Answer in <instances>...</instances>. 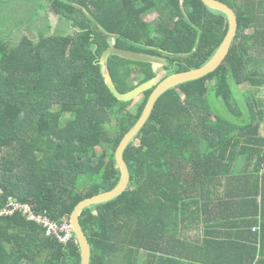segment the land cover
I'll use <instances>...</instances> for the list:
<instances>
[{"label":"trees","instance_id":"obj_1","mask_svg":"<svg viewBox=\"0 0 264 264\" xmlns=\"http://www.w3.org/2000/svg\"><path fill=\"white\" fill-rule=\"evenodd\" d=\"M30 1L48 2L76 31L0 42V209L28 205L61 224L119 185L117 150L154 91L117 100L105 51L164 58L166 78L206 65L229 22L202 0ZM218 1L238 17L229 55L160 97L125 152L129 189L81 216L92 264H264V112L251 98L264 87V0ZM108 66L121 93L159 74L119 56ZM82 261L75 237L64 245L22 213L0 218V264Z\"/></svg>","mask_w":264,"mask_h":264},{"label":"water","instance_id":"obj_2","mask_svg":"<svg viewBox=\"0 0 264 264\" xmlns=\"http://www.w3.org/2000/svg\"><path fill=\"white\" fill-rule=\"evenodd\" d=\"M202 1L208 7V9L214 12L224 14L229 22V32L224 42L222 43L214 57L203 67L186 72L172 74L166 78H164L165 72H163V76H161V74L159 73L156 78L138 86L134 90L127 93H121L116 86V82L108 66L110 58L112 56H119L126 60L153 64L155 66L160 67H164L166 65L165 59L149 54L136 53L129 50L120 49L116 46L111 47L110 49L105 51L102 57L101 65L103 68V74L106 83L115 95V98L117 100L121 102H131L133 100H136L149 90L154 89V91L148 101V104L141 119L139 120L137 125L125 136L117 150L116 162L117 167L121 172V180L119 185L109 192L99 194L95 197H92V199H88L83 203L79 204L75 209L73 215L71 216V225L73 228L74 236L82 249V264H92L93 249L90 240L86 234V231L83 227L81 216L88 209L107 205L115 201L116 199H118V197L123 195L129 189L131 184V174L124 159L125 152L129 148V146L135 141L141 131L145 128L146 124L149 122L160 97L173 88H176L189 82L200 80L208 76L209 74L215 72L224 63L225 59L229 55L232 44L239 30L238 17L228 5L221 1Z\"/></svg>","mask_w":264,"mask_h":264},{"label":"crops","instance_id":"obj_3","mask_svg":"<svg viewBox=\"0 0 264 264\" xmlns=\"http://www.w3.org/2000/svg\"><path fill=\"white\" fill-rule=\"evenodd\" d=\"M0 0V42L39 41L51 35L68 36L74 29L56 16L46 1ZM263 136V135H262ZM264 137V136H263ZM195 234L191 231L190 234Z\"/></svg>","mask_w":264,"mask_h":264},{"label":"built area","instance_id":"obj_4","mask_svg":"<svg viewBox=\"0 0 264 264\" xmlns=\"http://www.w3.org/2000/svg\"><path fill=\"white\" fill-rule=\"evenodd\" d=\"M17 213H22L29 222H35L46 230V234L59 240L60 243L67 245L74 239V232L71 221L64 219L58 224L46 215L37 214L31 206L9 202L4 208L0 209V218L13 217ZM255 231V230H254Z\"/></svg>","mask_w":264,"mask_h":264},{"label":"rangeland","instance_id":"obj_5","mask_svg":"<svg viewBox=\"0 0 264 264\" xmlns=\"http://www.w3.org/2000/svg\"><path fill=\"white\" fill-rule=\"evenodd\" d=\"M36 3H39V2H34L33 1V4H36ZM157 19V16L156 15H154V16H150L148 19H147V21L149 22V23H155V20ZM56 35V34H55ZM156 69H157V71H159V73L161 74V76H163V72L164 71H162V67H160V66H156ZM250 89H251V87L249 86V85H247V84H244V85H241L240 87H239V89H234L235 90V94H236V97L237 98H240L242 95L240 94V93H243V92H246V91H250ZM251 98H253V99H256V100H258L257 101V104H259V107H255L254 106V112H257V111H263L264 112V87H262L259 91H257V92H255L254 93V97L252 96ZM138 100V99H137ZM253 101V100H252ZM67 118V117H66ZM68 119V118H67ZM261 133H262V135L264 136V121H263V123H262V125H261ZM62 145L60 146L59 145V148L60 149H62Z\"/></svg>","mask_w":264,"mask_h":264},{"label":"flooded vegetation","instance_id":"obj_6","mask_svg":"<svg viewBox=\"0 0 264 264\" xmlns=\"http://www.w3.org/2000/svg\"><path fill=\"white\" fill-rule=\"evenodd\" d=\"M236 13V12H235ZM237 15V14H236Z\"/></svg>","mask_w":264,"mask_h":264}]
</instances>
